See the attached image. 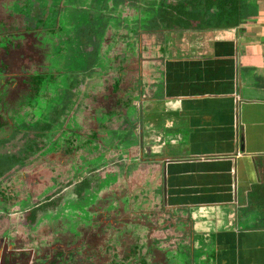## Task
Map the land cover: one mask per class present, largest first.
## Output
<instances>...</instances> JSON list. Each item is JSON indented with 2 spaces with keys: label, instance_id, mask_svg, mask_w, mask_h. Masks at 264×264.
<instances>
[{
  "label": "flooded vegetation",
  "instance_id": "af4514ba",
  "mask_svg": "<svg viewBox=\"0 0 264 264\" xmlns=\"http://www.w3.org/2000/svg\"><path fill=\"white\" fill-rule=\"evenodd\" d=\"M9 1L0 0V58L11 61V69L18 73L15 79L5 76L0 82V157L6 156L0 163V210L9 216L17 207L26 230L22 235H11L21 224L18 219L1 225L0 264H33L39 251L56 261L54 264H174L172 253L187 256V237L201 232L199 241L203 243L204 233L209 231L203 230L201 220L195 231L191 218L186 221L188 227L176 230L175 220L164 215L166 207L180 210L187 206L171 204L161 161L153 145L145 141L140 121L145 100L142 80L158 73L154 62L151 74L145 76L144 60L158 58L160 54L151 49L157 41L142 36L140 43L133 38L127 43L119 37L118 42H111L115 29L122 38L135 22L150 21L160 27L166 10L170 18L176 17L169 11L170 0H41L42 15H47L41 20L42 27L39 23L30 27L28 14L3 5ZM56 2H61L59 10H63L66 27H59L61 16L57 25H48ZM75 13L80 15L78 21L72 19ZM117 16L123 19L121 24L114 23ZM131 18L134 22H129ZM144 27L141 24L138 31ZM53 29L62 32L48 35L50 43L36 39L37 33ZM81 37L86 41L80 42ZM90 53L96 60L95 70L90 72L93 85L83 90L79 83L74 89L77 102L70 101L64 108L67 61L76 63L82 57L83 63L76 65L82 70L91 61ZM107 58L113 68L120 69L111 72L110 78L104 75L110 67H106ZM16 121L25 122L21 131L15 130ZM70 125L75 132L66 135ZM107 172L115 178L102 183ZM97 175H102L100 182ZM79 186H87L83 195L90 199L85 205L88 227H59L55 237L50 236L54 230L51 214L63 210ZM147 187H152L153 193L143 197L141 191ZM34 188L40 189L37 201ZM137 194L141 195L137 207L126 203L134 201ZM75 201L81 202L79 206L85 202ZM210 233L208 247L203 244L205 248L201 247L193 264H217V254L211 248L216 234ZM46 238L53 240L52 244L42 245ZM71 249V257L65 255L64 261L63 251ZM189 256L191 260L192 253Z\"/></svg>",
  "mask_w": 264,
  "mask_h": 264
},
{
  "label": "crops",
  "instance_id": "0c3cea01",
  "mask_svg": "<svg viewBox=\"0 0 264 264\" xmlns=\"http://www.w3.org/2000/svg\"><path fill=\"white\" fill-rule=\"evenodd\" d=\"M211 1L170 0L184 17L161 28L164 54L144 60L163 91L145 97L141 128L171 204L225 208L203 228L217 264H264V0H240L239 18Z\"/></svg>",
  "mask_w": 264,
  "mask_h": 264
},
{
  "label": "rangeland",
  "instance_id": "374dc122",
  "mask_svg": "<svg viewBox=\"0 0 264 264\" xmlns=\"http://www.w3.org/2000/svg\"><path fill=\"white\" fill-rule=\"evenodd\" d=\"M9 2H10L9 5L4 3V2H3V5L9 6V8L11 10H14L17 12H24L25 14H28L26 17V21L28 22L30 27H36V25L38 23L41 24V27L43 26L42 21H44L47 18V15H46V17L44 15H42L43 9L41 8V4H42L41 0H25V1L10 0ZM56 4H57V6L51 8V10H50L51 11L50 13H52V16L48 17V22H49L48 25H50L52 23L54 25H57V21L59 20L58 18L61 16L59 27L60 28L66 27L65 19L62 18L63 10H59V9H61V2L60 3L56 2ZM54 8H56V9H54ZM54 13L56 14V17L54 16ZM79 17H80V15L76 14L72 19L75 21H78ZM182 17H184V16H176L174 18L169 17L168 20H170L169 21L170 23L168 25H171L172 27H174V24L175 25L182 24V23L174 22L176 19L182 18ZM133 19H135V18H133ZM113 20H114V23L120 22V24H121L123 22V19L119 18V16H117V18L113 17ZM129 22H133L132 18H131V20H129ZM119 26L121 27V25L117 24V27H119ZM135 26L136 25H131L130 27H128V30L133 29ZM116 30L117 29H115L114 32ZM55 32H58L60 34L62 32V29H56ZM55 32H54V29L48 30L43 34L37 33V35H35V37L37 40L42 39L40 41L50 43V37L48 38V35L53 36V34ZM69 32H70V30H66V33H69ZM114 32L112 31V34H113V40L111 41L112 43L118 42V40H122V41L128 40V38L126 36L125 37L123 36L121 38L120 36H118V34H116ZM118 37H119V39L117 40ZM83 39L84 38L81 37L80 42L83 41ZM112 43H111V45H113L112 51L114 52L115 46ZM148 43H151V42L148 41ZM153 43H156L157 46L151 47V49H154L156 51V53H158V54H164L163 51L165 48H162V46L159 42H153ZM74 52H76V50H74L73 53ZM88 56L91 57L90 59H92V61H94L93 63H95V60H94L95 55H93V53H90V55H88ZM82 63H83V58L81 57V59L78 60L74 65H81ZM17 64H19V63H17ZM105 64H106V67H108V66L112 65L113 62L107 58ZM12 66H13V64L11 63V61H6V60L4 61V59L0 58V82L3 80V77H5V76L8 78H14L15 79V77L17 75L16 72L18 73V71L12 70L11 69ZM161 78H162L161 74H160V72H158L154 76H150V77L148 76V78H145L142 80L143 86H144L143 87L144 97H148L149 96L148 93H150L151 95H154V93H155V95H158L159 93H161L163 91V88L161 87L163 79H161ZM20 94L22 95V93H20ZM19 97H21V96H19ZM25 98H26V96H25ZM145 106H146V103L142 107L143 110L146 109ZM142 108H140L139 113H141ZM142 117L144 119V121H143L144 124H146V122L150 119V116L146 115V113L144 111L142 112ZM68 128H70V129H68ZM73 128H74V125H73V127L71 125L67 126L65 129V133H71V131H72L71 129H73ZM139 128H140V126H139ZM164 174H165V172H164ZM106 177H107L106 179H103L102 175H97L95 178L98 180V182H100L103 179L104 181L102 180V183H105L106 181H112L115 178V175L107 172ZM38 187L42 188V186H38ZM83 187H87V186H83ZM97 187L99 188V187H106V186H97ZM141 187H143V186H140V188ZM39 188L38 189L34 188L35 192H34L33 198L36 199V201L40 196L39 195L40 194ZM153 190L154 189L152 187H147V188H144L141 191V193H144L143 197H146V196L150 197L151 194L153 193ZM140 198H141V195L137 194V196L134 197V199H133L134 201H131V199H129V201L126 203L135 204V207H137L139 205V203L141 202V201H139ZM74 205H78V203L73 201V202H70L68 204V206H74ZM224 209L225 208H217V206H203V207L192 206V207H184V208H181L180 210L175 209V208L169 209L166 207L165 208L166 212L164 211L165 212L164 215H168L172 220H175L174 227H176V230H178L177 228L185 229L183 226L188 227V225H186V221L188 222V219L191 218V223L194 222L193 227L196 231L197 228L199 227V222H198L199 220L203 221L204 224L207 221V224L210 225V223L208 221L210 219H214L215 224L216 225L219 224V219L221 220L220 213H223ZM179 212L183 213L186 218L183 216H182L183 218H179V216L177 214ZM239 215H240V211L238 214L235 213V216L231 219L235 221L236 217H238ZM77 217L81 218V215L78 214ZM223 218H225V216H223ZM17 219L21 222V224H19L18 227L16 228V230L13 232V234H11L12 236L22 235L23 232L26 230L24 228V223L21 221L22 220L21 214L19 211H17V207L12 208V212H11V214H9V216L4 211L0 210V227H1V225H3V223H6L7 221L9 222L12 220H17ZM195 223H196V227H195ZM192 234H193V236L187 237V243H188L187 244V253H188L187 256L184 253L181 256L173 255V253H172V255H173L172 262L174 264H177L175 262V260H178L184 264H185V261L188 260V264H193V258H194V263L197 262L198 257H199L198 254L200 253L202 248H205V246H203V244H205L206 247H208V243L210 242L209 234L211 235L210 232L204 233V236H206V238H203V239H206V240H204L203 243H200V241H199L200 236H203V234L201 232L196 231V232H193ZM46 240H48V239H46ZM192 245H194V247H192ZM209 248H210V245H209ZM165 251H167V249H165ZM158 252L163 253V251H160V249ZM165 253H167V252H165ZM190 253H192L191 260L189 258ZM193 255H194V257H193ZM166 259H167V256H166ZM203 264H206V263H203Z\"/></svg>",
  "mask_w": 264,
  "mask_h": 264
},
{
  "label": "trees",
  "instance_id": "16d2710c",
  "mask_svg": "<svg viewBox=\"0 0 264 264\" xmlns=\"http://www.w3.org/2000/svg\"><path fill=\"white\" fill-rule=\"evenodd\" d=\"M222 1L224 2L223 4L221 3V6L224 5L223 8H225L227 5L231 7V11L228 12V13H230L229 16H231L232 14H235V16H234L235 18L240 17L239 12H241L240 8H242L240 5V0H222ZM213 2L214 1L212 0L211 3H213ZM164 14L165 15L162 16V19H161L162 25L160 27H156L155 22H152V23L150 21H148V22L140 21V23L135 22L134 25H136V26L129 31V34L128 35L122 34V36H126L128 38V41H129V38L130 39L133 38L134 40L138 41V43H140L142 36H144V38H147V39L152 36L157 42H159V43L162 42V40L159 39V38L163 37L161 35L162 34L161 28L171 26V25H168L170 23L169 22L170 20H168V18L170 17V16H168L170 14V12H168V10H166V13H164ZM141 24L144 25L145 27L143 28L142 31H140V30L138 31ZM83 40H84V42L86 41L85 38ZM128 41H127V43H130V41L129 42ZM94 53H97L96 49L94 50ZM116 57L119 58V54H117ZM91 62L93 63L94 61H92V59H91V61L88 60V63L86 64L87 68H83L82 70H80L76 65H74L75 64L74 61H71L68 59L67 66L65 67V83L67 85V88H66V93H65L66 105L64 106V108H67L70 101H73L74 103L77 102V98H76L77 93L75 92L74 89H78V87H76V86L79 83H82V89L83 90H88L87 88H89L90 86L93 85L92 80H90V72H93L95 70V68H94L95 63L92 64ZM95 62H96V60H95ZM110 67L107 68L104 72L105 78H106V76H108L109 78L112 77V76H109V74L113 71H116V73L120 71V69L117 66H114V68H113V64L110 65ZM80 71H81V73H80ZM109 78L106 81H109ZM94 83H97V82H94ZM66 118L69 119V116H67ZM14 124H15L14 125L15 127L14 126L13 127L15 128V130L21 131V129H23V125H25V122L19 121V123H18L16 121ZM2 128H4V127H2ZM68 129H70V128H68ZM71 130L72 131L70 134L72 135L75 132V130L74 129H71ZM66 134L68 135V133H66ZM66 148H67V146H66ZM5 157L6 156L0 157V163L4 162ZM1 164H3V163H1ZM79 187L80 188H78L79 189L78 192L80 193L81 197H77L76 193H78V192L76 191L75 194H72L71 198L67 199V200H70V201H68V204L70 202H72V200H74V202H77V201H75L77 199H80V201H85V202H82V206L81 205L79 206V204L74 205V206L66 205L63 210L55 213V215L51 214V217L52 218L54 217L51 220V224H52L54 230H52V233L50 236L53 235V237H55L56 233H58V230L60 231V228H61V230L62 229H68V228L74 229V227L76 225H83L85 227H88V225L85 224V222L87 220H90V219H88V217L86 216V213H85V210H86L85 207L86 206L85 205L89 204L90 199H88L89 198L88 196L83 195L84 192L82 189H84V191H85V189L87 187H83V186L82 187L79 186ZM78 203H81V202H78ZM78 214L81 215V218L77 217ZM57 218H59V219H57ZM171 236H173V235H171ZM181 238H183V237H181ZM46 239H48L49 242ZM46 239H44L43 241H47V242L45 244H42V245L47 246V245L52 244L51 242L53 240L51 241L50 238H46ZM40 247H41V245H40ZM179 248L180 247L178 246V249ZM39 252L36 253L35 259H33L34 260L33 264H54V263H56V261L50 260V258H48L47 254L41 255L42 253H39ZM72 252H73L72 249L63 251L62 256L64 257L63 258L64 261H67V259H65V255L68 254V256L71 257V254H69V253H72ZM57 254L59 255L60 253L57 251ZM173 255H177V254H173ZM175 261H178V260H175ZM59 264H61V263H59Z\"/></svg>",
  "mask_w": 264,
  "mask_h": 264
}]
</instances>
